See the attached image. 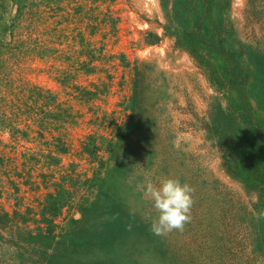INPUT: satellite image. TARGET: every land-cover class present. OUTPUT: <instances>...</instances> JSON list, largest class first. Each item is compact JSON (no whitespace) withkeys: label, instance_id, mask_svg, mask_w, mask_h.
I'll return each instance as SVG.
<instances>
[{"label":"rangeland","instance_id":"374dc122","mask_svg":"<svg viewBox=\"0 0 264 264\" xmlns=\"http://www.w3.org/2000/svg\"><path fill=\"white\" fill-rule=\"evenodd\" d=\"M213 1L23 0L0 43V209L39 219L47 192L107 178L97 244L66 264H264V181L245 167L264 162V8ZM168 177L193 204L157 236L144 186Z\"/></svg>","mask_w":264,"mask_h":264},{"label":"trees","instance_id":"16d2710c","mask_svg":"<svg viewBox=\"0 0 264 264\" xmlns=\"http://www.w3.org/2000/svg\"><path fill=\"white\" fill-rule=\"evenodd\" d=\"M23 0H0V43H10L8 35L12 36L14 25L19 19L18 15L22 11ZM205 8L213 6V0H202ZM257 6L260 8H257ZM264 8V0H249V10L247 14L255 16ZM15 14L12 15V10ZM9 42V43H8ZM4 50V46H3ZM217 51L224 59L233 61L234 52L226 50L221 44ZM246 109V106L243 105ZM247 112V111H245ZM247 123L249 116L245 113ZM134 120H137L135 118ZM126 134L133 131L124 130ZM245 139L249 138L244 135ZM86 151L93 153L98 148L89 142ZM108 151L111 153L109 162L116 159L115 141H110ZM256 148V146H255ZM245 152V151H244ZM251 158L250 151L245 152ZM248 161L245 158V161ZM101 165L105 163L100 160ZM253 166L255 171L261 169V178L264 181V162L259 164L256 160H249L245 167ZM111 169V167L109 166ZM259 168V169H258ZM254 171V172H255ZM20 175V174H19ZM107 178L96 175L88 185V192H85L78 184L68 189L67 186L60 185L57 194L52 191L47 192L46 202L40 211L41 218L33 217L30 208L24 212L19 209L9 212L0 209V264H15L18 259L28 264H66L71 254L82 251L85 247L97 244L92 227L99 223V218L106 220L108 214L113 209L112 200L107 195ZM23 181L31 187V177L24 178ZM79 182V181H78ZM20 183V182H18ZM99 186L95 192V186ZM19 186L14 184L15 191H19ZM61 198V199H60ZM258 206L264 209V197L258 202ZM67 207L69 216L65 217L66 222H58V218L63 213V208ZM78 212L75 217L73 213ZM110 212V213H108ZM32 221L36 224L31 225Z\"/></svg>","mask_w":264,"mask_h":264},{"label":"clouds","instance_id":"9594fccd","mask_svg":"<svg viewBox=\"0 0 264 264\" xmlns=\"http://www.w3.org/2000/svg\"><path fill=\"white\" fill-rule=\"evenodd\" d=\"M193 191L189 183L174 177L165 178L158 185L146 182L144 193L157 212L150 224V231L163 236L173 230H183L190 220Z\"/></svg>","mask_w":264,"mask_h":264}]
</instances>
